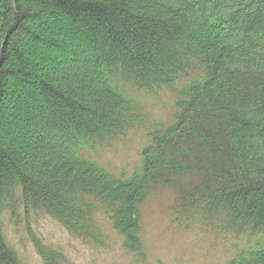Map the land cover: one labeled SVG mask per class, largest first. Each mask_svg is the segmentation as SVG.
I'll use <instances>...</instances> for the list:
<instances>
[{"label": "trees", "instance_id": "obj_1", "mask_svg": "<svg viewBox=\"0 0 264 264\" xmlns=\"http://www.w3.org/2000/svg\"><path fill=\"white\" fill-rule=\"evenodd\" d=\"M164 89L175 113L149 120L142 94ZM137 127L141 162L113 169ZM159 194L182 230L232 242L228 264H264V0H0V264H22L8 224L71 264L34 229L44 215L106 248L102 215L145 264Z\"/></svg>", "mask_w": 264, "mask_h": 264}, {"label": "rangeland", "instance_id": "obj_2", "mask_svg": "<svg viewBox=\"0 0 264 264\" xmlns=\"http://www.w3.org/2000/svg\"><path fill=\"white\" fill-rule=\"evenodd\" d=\"M183 82L182 80V84ZM180 85L178 83L176 86L180 87ZM164 91L165 89L161 93H165ZM142 95L143 110L149 120L152 118L167 122L175 113L171 96L163 94L155 98L152 95ZM142 124L145 125L147 122ZM144 130V127L134 128L133 133H137L138 137L132 135L125 145L117 144L107 152L109 159L105 156L114 165L113 169L130 173L139 165L141 151L144 147V142L139 138L144 135ZM59 148L63 151L62 145ZM173 201L168 194L154 195L143 208L142 235L147 262L145 264H157L158 262L164 264H228L236 254V251H233L232 242L223 241V238L218 236L217 232L212 231L208 225L202 226L203 231L199 228L190 231L182 230L174 223L178 217L173 215ZM99 219L102 221L105 219L103 229L107 231L108 236V244L104 245H107L106 248H95L72 238L61 224L48 215L40 217L32 225L48 243L61 247L71 264H142L137 263L132 255L126 254L121 238L108 227L106 218L100 215ZM5 227L9 243L16 249L22 264H44L35 245L27 240L21 226L8 224ZM90 231L93 232V229L91 228ZM227 236L232 238L234 244L236 243L237 249H240L239 252L248 247L251 248L254 243L246 244L248 242L241 237Z\"/></svg>", "mask_w": 264, "mask_h": 264}]
</instances>
